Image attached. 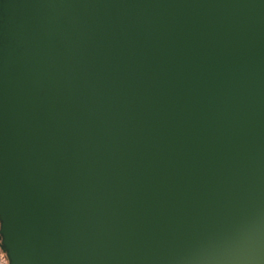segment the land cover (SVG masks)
Here are the masks:
<instances>
[{
    "label": "water",
    "instance_id": "water-1",
    "mask_svg": "<svg viewBox=\"0 0 264 264\" xmlns=\"http://www.w3.org/2000/svg\"><path fill=\"white\" fill-rule=\"evenodd\" d=\"M10 264H264V0H0Z\"/></svg>",
    "mask_w": 264,
    "mask_h": 264
},
{
    "label": "snow or ice",
    "instance_id": "snow-or-ice-1",
    "mask_svg": "<svg viewBox=\"0 0 264 264\" xmlns=\"http://www.w3.org/2000/svg\"><path fill=\"white\" fill-rule=\"evenodd\" d=\"M3 223L0 221V258H2L4 264H10L9 253L4 248V236H3Z\"/></svg>",
    "mask_w": 264,
    "mask_h": 264
},
{
    "label": "flooded vegetation",
    "instance_id": "flooded-vegetation-1",
    "mask_svg": "<svg viewBox=\"0 0 264 264\" xmlns=\"http://www.w3.org/2000/svg\"><path fill=\"white\" fill-rule=\"evenodd\" d=\"M4 248H5V246H4ZM0 264H4L2 258H0Z\"/></svg>",
    "mask_w": 264,
    "mask_h": 264
}]
</instances>
